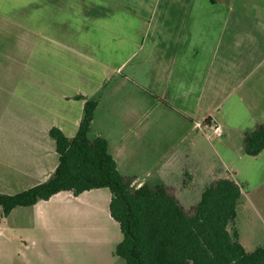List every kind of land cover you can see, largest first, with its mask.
<instances>
[{
    "label": "rangeland",
    "instance_id": "1",
    "mask_svg": "<svg viewBox=\"0 0 264 264\" xmlns=\"http://www.w3.org/2000/svg\"><path fill=\"white\" fill-rule=\"evenodd\" d=\"M67 1L61 0L63 9L57 12L53 0H0V193L13 195L39 183L33 161L42 152L35 145L53 143L47 129L58 126L63 98L83 88L81 79L90 69L101 70L108 79L105 90L121 84L115 101L108 98L112 106H104L98 118L107 135L100 137L109 141L120 172L134 178L136 186L170 187L187 210L200 202L206 186L221 178L234 180L244 194L236 220L240 241L248 253L264 246V151L256 157L245 153L238 135L244 119H235L231 134L189 124L154 106L143 87L114 76L115 57L103 60L102 67L97 61L75 60L67 7L79 3ZM65 114L66 120L74 118ZM111 198L104 188L84 194L79 206L56 201L49 210L66 216L53 222H43L35 207L15 209L0 224V264H125L114 255L123 236L110 216ZM76 212L84 218L71 215ZM47 230L58 243L52 249L43 244L52 238ZM22 240L40 241L41 247L26 249Z\"/></svg>",
    "mask_w": 264,
    "mask_h": 264
},
{
    "label": "crops",
    "instance_id": "2",
    "mask_svg": "<svg viewBox=\"0 0 264 264\" xmlns=\"http://www.w3.org/2000/svg\"><path fill=\"white\" fill-rule=\"evenodd\" d=\"M53 1L54 11L63 9L61 0ZM69 2H78L80 6V11L79 6L67 7L71 11L68 13L69 50L75 60L97 61L102 67L103 60L115 57L114 76L122 75L127 82L143 87L154 106L163 107L189 124L201 127L206 124L214 131L219 127L221 134L225 131L231 134L235 119L242 117L244 122L238 135L243 139L246 132L264 124V0ZM100 71L90 69L89 76L83 75L81 79L85 87L63 98L65 109L61 114L57 111L58 126L53 127L61 129L69 138L77 134L83 118L85 100L77 99L79 96L99 101L90 136H107L98 118L103 115L104 106H112L108 98L111 96L115 101L121 84L117 82L108 92L104 87L108 81L106 72ZM89 77L95 81H87ZM96 83L99 87L94 86ZM89 84L93 87H86ZM67 112L73 113L74 118L66 120ZM51 128L47 129L48 135ZM35 146L42 155L34 156L33 172H39L37 182L42 183L54 172L58 154L54 140L48 145ZM86 193L74 196L61 192L32 207L40 209L37 216L44 219L43 222H53L66 214L50 211L49 205L57 201L79 206ZM71 215L85 216L83 212ZM46 233L52 238L43 242L47 244L44 247L52 249V245L58 243L52 232L47 230ZM20 243L26 249H30V245L41 247L40 241L22 240Z\"/></svg>",
    "mask_w": 264,
    "mask_h": 264
},
{
    "label": "trees",
    "instance_id": "3",
    "mask_svg": "<svg viewBox=\"0 0 264 264\" xmlns=\"http://www.w3.org/2000/svg\"><path fill=\"white\" fill-rule=\"evenodd\" d=\"M85 100L77 134L69 138L53 127L58 164L50 177L28 190L0 193V224L17 208L48 201L61 192L79 196L107 188L111 192L110 215L119 224L122 241L114 255L125 264H264V246L248 253L236 228L241 187L221 178L206 186L200 202L184 208L164 184L135 185L121 174L103 137L90 138L99 101ZM243 149L256 157L264 151V124L246 132Z\"/></svg>",
    "mask_w": 264,
    "mask_h": 264
}]
</instances>
